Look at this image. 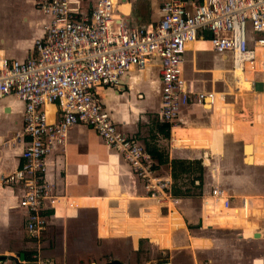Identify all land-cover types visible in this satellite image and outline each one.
Returning <instances> with one entry per match:
<instances>
[{"label":"crops","instance_id":"crops-1","mask_svg":"<svg viewBox=\"0 0 264 264\" xmlns=\"http://www.w3.org/2000/svg\"><path fill=\"white\" fill-rule=\"evenodd\" d=\"M36 1L0 0V56L23 61L31 55L48 21L36 11ZM161 4L115 0L113 26L148 29L160 19ZM203 37L186 45L183 77L213 98L182 107L168 136L158 117L157 60L99 92L116 128L135 138L154 175L169 182L166 195L148 196L143 180L94 130L73 126L45 158L46 226L40 239L25 230L21 190L0 181V264H264V52L243 66L247 87L232 73L237 89H250L251 102L237 106L228 87L213 90L228 73L221 66L231 64L211 50L208 33ZM253 73L260 76L262 93L247 79ZM22 110L14 97L0 101V179L21 162ZM214 189L221 197L212 195Z\"/></svg>","mask_w":264,"mask_h":264},{"label":"built area","instance_id":"built-area-1","mask_svg":"<svg viewBox=\"0 0 264 264\" xmlns=\"http://www.w3.org/2000/svg\"><path fill=\"white\" fill-rule=\"evenodd\" d=\"M85 1L37 0L36 11L48 21L31 55L23 61L0 56V101L14 97L23 105L24 145L19 166L0 181L21 190L18 207L25 211V230L36 239L46 226L45 158L73 126L94 130L143 180L148 196L167 193L169 182L154 175L144 148L117 130L104 109L101 89L157 60L158 117L172 126L182 107L203 106L213 98L183 77L187 44L208 33L211 50L229 58L233 74L254 61L257 48L264 52V0H162L161 17L148 29L114 27L115 0H92L87 10ZM212 195L221 197L215 189Z\"/></svg>","mask_w":264,"mask_h":264},{"label":"rangeland","instance_id":"rangeland-1","mask_svg":"<svg viewBox=\"0 0 264 264\" xmlns=\"http://www.w3.org/2000/svg\"><path fill=\"white\" fill-rule=\"evenodd\" d=\"M205 56L207 57L208 55H205ZM221 69L222 70H227L228 69V73H225L223 75L224 79H221V81H218V83L217 82L215 83V86H213V90L222 92L223 90H227V87H228L229 90H231V92H233L234 94L237 95V98H238V101H237V104H236L237 106H239V105H243L244 106V105L249 104L251 101H249L247 94H249V90L250 89H248V90L237 89V85L235 84L234 79L232 77V72H230L231 71V67L229 68L228 65H224V67L221 66ZM254 73H257V72H254ZM254 73L251 75L250 78L249 77L247 78L251 84L253 82L258 81L260 79L259 74L257 75V74H254ZM246 75L248 76V74H246ZM209 86H210V84H208V85L206 84V87H209ZM145 134L147 136H149V133L147 134V131H145ZM177 183H181L182 186H184V184H185L182 181H178ZM186 186H188V185H186ZM190 190H191V188H190ZM191 193H194L196 195V191L195 190H192Z\"/></svg>","mask_w":264,"mask_h":264},{"label":"bare ground","instance_id":"bare-ground-1","mask_svg":"<svg viewBox=\"0 0 264 264\" xmlns=\"http://www.w3.org/2000/svg\"><path fill=\"white\" fill-rule=\"evenodd\" d=\"M128 25V24H127ZM129 26V25H128ZM191 43H193V42H191ZM260 50H262L261 48H257L256 50H255V58H254V60L256 59V55H257V52L258 51H260ZM263 51V50H262ZM244 66V65H243ZM244 69V68H243ZM242 69V70H243ZM242 70H240V69H236V71H235V81H236V83L237 84H239L241 87H247L248 86V84H246V83H244V81H243V77H242ZM246 82V81H245ZM256 82H260V81H256ZM262 83V82H261ZM251 84V83H250ZM262 91H263V89H262ZM262 91L261 92H258V93H262ZM49 108V107H48ZM47 108V109H48ZM249 149H250V146H246V148H245V150H246V153H247V155H248V151H249ZM249 158V157H248ZM248 162H250L249 161V159H248Z\"/></svg>","mask_w":264,"mask_h":264},{"label":"trees","instance_id":"trees-1","mask_svg":"<svg viewBox=\"0 0 264 264\" xmlns=\"http://www.w3.org/2000/svg\"><path fill=\"white\" fill-rule=\"evenodd\" d=\"M191 1H196V2H201V0H191ZM168 124H163L162 125V128L166 131L168 129ZM165 135L168 136V133L167 131L165 132ZM151 155H153L155 158H157L159 160V162L162 161V157H161V154H159L158 152H156V150H152L151 152ZM175 164H181L180 162H172V166L175 165ZM184 170V169H181V171ZM174 171V169H173ZM175 175H173L174 177Z\"/></svg>","mask_w":264,"mask_h":264},{"label":"water","instance_id":"water-1","mask_svg":"<svg viewBox=\"0 0 264 264\" xmlns=\"http://www.w3.org/2000/svg\"><path fill=\"white\" fill-rule=\"evenodd\" d=\"M263 89V85L261 82H255L254 85H253V90L255 92H261ZM257 237V236H256ZM19 258L20 260H23L24 259V256L22 254L19 255ZM2 257H0V261H1ZM107 264H122L120 263L119 261H116V260H113V261H110L108 262Z\"/></svg>","mask_w":264,"mask_h":264}]
</instances>
